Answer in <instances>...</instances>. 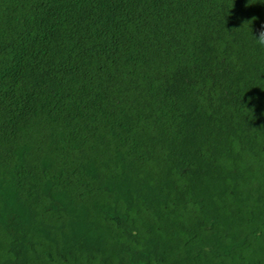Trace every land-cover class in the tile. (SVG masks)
Instances as JSON below:
<instances>
[{"label":"trees","instance_id":"1","mask_svg":"<svg viewBox=\"0 0 264 264\" xmlns=\"http://www.w3.org/2000/svg\"><path fill=\"white\" fill-rule=\"evenodd\" d=\"M261 25L264 0H0V264H264Z\"/></svg>","mask_w":264,"mask_h":264},{"label":"clouds","instance_id":"2","mask_svg":"<svg viewBox=\"0 0 264 264\" xmlns=\"http://www.w3.org/2000/svg\"><path fill=\"white\" fill-rule=\"evenodd\" d=\"M256 18L253 17L251 20L246 21L244 25H252L255 22ZM253 36V35H252ZM257 45L264 46V25H261V30L258 32L257 36H253Z\"/></svg>","mask_w":264,"mask_h":264}]
</instances>
